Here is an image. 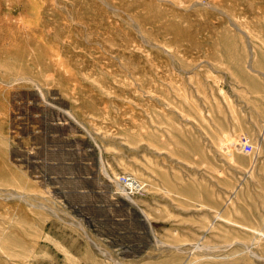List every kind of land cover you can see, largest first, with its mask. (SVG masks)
<instances>
[{"label":"rangeland","instance_id":"374dc122","mask_svg":"<svg viewBox=\"0 0 264 264\" xmlns=\"http://www.w3.org/2000/svg\"><path fill=\"white\" fill-rule=\"evenodd\" d=\"M0 264H264V0H0Z\"/></svg>","mask_w":264,"mask_h":264},{"label":"built area","instance_id":"2783aa9c","mask_svg":"<svg viewBox=\"0 0 264 264\" xmlns=\"http://www.w3.org/2000/svg\"><path fill=\"white\" fill-rule=\"evenodd\" d=\"M244 148L248 153L252 150L250 145H245ZM117 183L120 185L123 193H126L130 196L137 194L142 189L141 185L135 179L129 176H121Z\"/></svg>","mask_w":264,"mask_h":264},{"label":"bare ground","instance_id":"6f19581e","mask_svg":"<svg viewBox=\"0 0 264 264\" xmlns=\"http://www.w3.org/2000/svg\"><path fill=\"white\" fill-rule=\"evenodd\" d=\"M123 192V191H122ZM125 195H128V194H126V193H124ZM128 196H130V195H128Z\"/></svg>","mask_w":264,"mask_h":264}]
</instances>
